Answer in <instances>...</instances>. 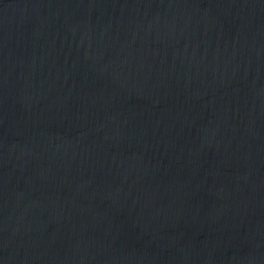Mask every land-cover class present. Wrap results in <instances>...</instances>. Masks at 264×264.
I'll list each match as a JSON object with an SVG mask.
<instances>
[{
	"label": "water",
	"instance_id": "obj_1",
	"mask_svg": "<svg viewBox=\"0 0 264 264\" xmlns=\"http://www.w3.org/2000/svg\"><path fill=\"white\" fill-rule=\"evenodd\" d=\"M0 264H264V0H0Z\"/></svg>",
	"mask_w": 264,
	"mask_h": 264
}]
</instances>
